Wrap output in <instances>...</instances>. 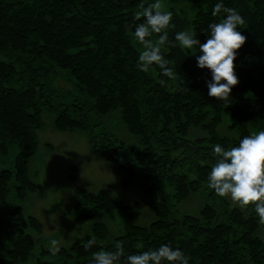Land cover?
Returning <instances> with one entry per match:
<instances>
[{"label": "trees", "instance_id": "trees-1", "mask_svg": "<svg viewBox=\"0 0 264 264\" xmlns=\"http://www.w3.org/2000/svg\"><path fill=\"white\" fill-rule=\"evenodd\" d=\"M154 2L0 0V264H89L93 252L114 251L117 242L125 256L168 244L189 264H264V225L254 206H233L206 187L215 144L228 149L264 131V0H162L163 10L173 12L170 40L191 29L204 43L208 25L226 15L212 16L219 2L245 19L238 30L246 42L234 60L239 82L227 104L208 96L211 72L197 67L198 48L193 54L164 46L175 80L156 65L147 73L136 67L142 46L131 34L144 18L134 14ZM47 114L55 131L85 134L92 152L120 172L123 186L138 179L143 187L132 203L109 189L77 187L69 207L75 224L103 212L116 215L121 228L113 234L94 220L83 241L60 246L55 255L42 223L25 210L37 190L29 166ZM106 116L119 119L139 145L116 137ZM71 169L77 179L78 168ZM191 194L205 203L196 215H179L177 205ZM142 205L154 213L144 225L135 218ZM92 238L96 244L86 250Z\"/></svg>", "mask_w": 264, "mask_h": 264}, {"label": "clouds", "instance_id": "clouds-1", "mask_svg": "<svg viewBox=\"0 0 264 264\" xmlns=\"http://www.w3.org/2000/svg\"><path fill=\"white\" fill-rule=\"evenodd\" d=\"M139 9L134 19L143 17L144 22L137 24L131 34L132 40L142 46L136 67L147 73L156 65L161 75L175 80L176 73L169 66L171 62L162 52L164 46H179L193 54L196 53L193 49L198 48L201 54L196 56L197 67L211 72V80L207 81L208 96L227 104L232 87L239 82L234 71L237 50L246 42V37L238 30L246 23L242 15L234 8L225 7L222 2L216 3L212 16L226 15L219 22L208 25L207 39L201 43L191 29L178 31L174 40L169 39V30L174 28L170 23L173 12L163 10L162 0H155L147 6L142 3ZM154 35L158 36L155 40L152 39ZM160 82L164 83L163 80ZM212 155L216 159L207 176L206 187L214 190L218 197L228 198L233 206L241 209L254 206L259 223L264 225V131L245 136L238 146L228 149L217 143L213 146ZM95 244L94 238L88 239L84 248L87 250ZM49 250L53 255L58 253L60 242L51 240ZM89 264H189V257L168 244L125 256L122 243L117 242L114 251L93 252Z\"/></svg>", "mask_w": 264, "mask_h": 264}, {"label": "rangeland", "instance_id": "rangeland-1", "mask_svg": "<svg viewBox=\"0 0 264 264\" xmlns=\"http://www.w3.org/2000/svg\"><path fill=\"white\" fill-rule=\"evenodd\" d=\"M104 122L113 133L126 144L138 146L136 136L128 132L114 116H106ZM38 149L29 166V173L37 184V190L28 196L25 210L35 215L42 223V236L50 241L55 239L60 246H67L72 241H83L90 233L94 220L104 222L111 233L118 234L121 228L120 219L111 213L99 212L92 220L83 225L74 223V213L70 210L77 187L89 191H111L113 197L132 203L141 198L143 187L140 180L134 179L129 186L121 184L120 172L99 155L92 152L85 134L79 131H55L52 128V116H44V126L38 131ZM52 148L49 149L48 145ZM77 167L79 176L72 179L71 167ZM205 203L196 194L177 205V213L198 214ZM136 222L144 225L154 218V213L145 205L136 211ZM50 238V240H49Z\"/></svg>", "mask_w": 264, "mask_h": 264}]
</instances>
